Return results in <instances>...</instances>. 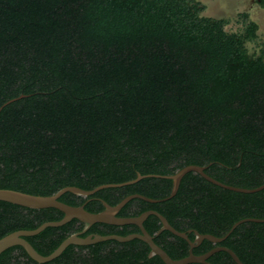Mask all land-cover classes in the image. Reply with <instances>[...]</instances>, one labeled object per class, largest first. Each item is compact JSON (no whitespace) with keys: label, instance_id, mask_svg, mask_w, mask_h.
<instances>
[{"label":"trees","instance_id":"1","mask_svg":"<svg viewBox=\"0 0 264 264\" xmlns=\"http://www.w3.org/2000/svg\"><path fill=\"white\" fill-rule=\"evenodd\" d=\"M205 9L200 0H0V188L53 195L159 175L59 199L100 212L102 201L116 205L131 194L168 197L173 182L162 176L188 165L227 185H263L264 38L248 12L230 30L231 19ZM149 209L178 230L224 236L243 218L264 219V189L234 191L191 171L172 198H133L119 215ZM63 216L0 200V238ZM144 225L155 234L161 222L150 215ZM82 226L73 219L26 239L49 255ZM136 229L95 223L90 232ZM157 242L173 258L186 252V241L168 231ZM223 244L245 264H264V222L241 223ZM148 250L138 239H111L71 244L38 263L17 245L0 264H165ZM210 261L237 264L227 252Z\"/></svg>","mask_w":264,"mask_h":264},{"label":"water","instance_id":"2","mask_svg":"<svg viewBox=\"0 0 264 264\" xmlns=\"http://www.w3.org/2000/svg\"><path fill=\"white\" fill-rule=\"evenodd\" d=\"M204 167L198 166V165H188L181 170H179L177 173L173 175H166L162 176L167 179L172 180V192L171 194L164 198V199H152L149 197H146L141 194H131L122 199L119 203L116 205H111L107 203L106 201H102L104 205V209L100 212H90L85 208V205H79V206H73L69 205L67 203H64L60 201V197L66 193V192H72L77 195L81 196H89L94 194L95 192L104 189V188H109V187H119V186H124V185H130L133 184L140 179L147 177V176H159V175H141L138 174V177L134 180L126 181L123 183H109V184H103L95 189L92 190H85L77 186H67L59 190L57 193L53 195H35V194H30L14 189H6V188H0V200L1 201H6L10 202L13 204L21 205L24 207L28 208H35V209H40V208H56L60 211L63 212L64 216L60 220H55V221H47L43 224H41L39 227L35 229H30V230H17L12 233L7 234L6 236L0 238V254L3 253L5 250H7L10 247L13 246H22L28 255L35 260L38 263H46L49 261L54 260L55 258L59 257L63 251L71 244H78V245H87V244H92V243H97V242H102L106 240H117L120 242H125L133 239L134 237H139L149 243V245L152 248V253L159 255L162 260L166 264H188L191 262H199V263H205V264H211L207 263L206 259L209 257V254L207 255H202V256H195L193 255L192 251L188 257L182 258L175 260L171 258L166 251H164L161 247H159L152 239L150 234L145 230L144 228V221L147 219V217L151 214H154L159 217V219L162 221V230L163 229H168L172 231L174 234L179 235L181 237L187 238L185 234L178 232L175 230L169 223L166 217H164L162 214H160L157 211H146L140 214L139 216L135 217H119L117 214L119 211L125 206V204L130 201L133 198H141L149 202H158L161 200H167L172 198L178 191L180 183L182 178L189 172L195 171L200 173L203 177H205L207 180L213 182L216 185L222 186L224 188L234 190V191H239V192H244V193H253L260 191L264 189V184L256 187V188H241V187H235L231 185L224 184L209 175H207L204 172ZM72 219H78L81 222H83L86 227H90L91 225L95 223H107V224H114V225H124V224H136L138 225L141 230L143 231L142 235H130V236H119V235H101V234H94V235H89L86 238L81 237L78 234H73L67 237L65 240L61 242V244L49 255H42L39 253L33 245L26 239V237L29 236H34L42 232L44 229L47 227H58L62 226L65 223L71 221ZM243 221H258V222H264V219H256V218H247L243 219L236 224H234L233 228L239 224L240 222ZM197 235V242H200L202 239H209L211 241H221L222 238H217L213 235L210 234H200L199 232H195ZM194 246V243H191ZM223 250H226L232 258L236 261L237 264H244L242 261L239 259V257L236 255L234 251H232L229 248H222Z\"/></svg>","mask_w":264,"mask_h":264},{"label":"flooded vegetation","instance_id":"3","mask_svg":"<svg viewBox=\"0 0 264 264\" xmlns=\"http://www.w3.org/2000/svg\"><path fill=\"white\" fill-rule=\"evenodd\" d=\"M162 201V200H161ZM161 201H158V202H161ZM129 202V201H128ZM151 203H156V202H151ZM121 211V210H120ZM120 211H119V213H120ZM146 211H156V210H154V209H149V210H145L144 212H146ZM158 212V211H157ZM119 213L117 214V216H119V217H135V216H120L119 215ZM143 213V212H142ZM141 213V214H142ZM160 213V212H159ZM161 214V213H160ZM140 215V214H139ZM139 215H136V216H139ZM151 215H154V214H151ZM150 216V215H149ZM148 216V217H149ZM156 216V215H155ZM164 216V215H163ZM147 217V218H148ZM158 217V216H157ZM165 217V216H164ZM159 218V217H158ZM243 219H247V218H243ZM243 219H241V220H243ZM256 219H262V218H256ZM73 220V219H72ZM71 220V221H72ZM147 220V219H146ZM145 220V221H146ZM160 220V219H159ZM168 220V219H167ZM241 220H239V221H241ZM144 221V222H145ZM239 221H237V222H239ZM70 222V221H69ZM160 222H161V225H160V227L158 228V230L156 231V233L155 234H152V233H150L149 231H148V229L145 227V225H144V223H143V225H144V228H145V230L150 234V236L152 237V239H153V241L159 246V247H161L164 251H166V253L171 257V258H173L169 253H168V251L163 247V246H161L158 242H157V239H158V237L159 236H161L164 232H166V231H168V232H170V233H172L173 235H175V236H177V237H180V238H182V239H184L185 241H186V248H185V251L186 252H184L183 253V255L181 256V257H179V258H173V259H175V260H178V259H182V258H185V257H188L189 255H190V253H191V251H192V253H193V255H195V256H202V255H207V254H209V257L206 259V262L207 263H211V264H213L211 261H210V258H212L214 255H216V254H218V253H220V252H227L226 250H223L222 248H229V249H231L230 247H228L227 245H225V244H223V242L230 236V234L235 230V228L237 227V226H239L241 223H243V222H245V221H243V222H240L239 224H237L234 228H233V226H234V224H236V223H234L233 225H232V228L229 230V232L227 233V234H225L224 236H216V235H214V234H211V233H201V232H199L197 229H193V228H189V229H187V230H178V229H176L173 225H171V223H170V225L175 229V230H177L178 232H180V233H183V234H185L186 235V237L187 238H184V237H181V236H179V235H176V234H174L172 231H170V230H168V229H163L162 230V226H163V224H162V221L160 220ZM255 222H258V221H255ZM262 222V221H261ZM66 224V223H65ZM105 224H107V223H105ZM114 225V224H113ZM125 225V224H124ZM135 226H136V230H134V231H130V232H128L127 234H125V235H121V234H115V235H119V236H123V237H126V236H130V235H142L143 234V231L141 230V228L138 226V225H136V224H134ZM92 226V225H91ZM91 226L90 227H86V225L83 223V226H82V228L81 229H78V230H75L71 235H73V234H78V235H80L81 237H83V238H86L87 236H89V235H94V234H99V233H96V232H90V228H91ZM122 226V225H121ZM199 232L200 234H210V235H213V236H215V237H217V238H222V240L221 241H211V240H209V239H202L200 242H197V235H196V233L195 232ZM193 234V236L191 237V235ZM108 235H113V234H108ZM69 237V236H68ZM135 239H138V240H141L143 243H145L146 244V246L148 247V258H153V257H155V256H158V257H160L159 255H157V254H154V253H152V248H151V246L149 245V243H147L146 241H144L143 239H141V238H139V237H134L133 239H131V240H129V241H132V240H135ZM114 240V239H113ZM206 240L207 241H209L210 243H211V246L209 247V248H207V249H202L207 243H206ZM129 241H125V242H129ZM120 242V241H119ZM97 243H99V242H97ZM97 243H92V244H87V245H78V244H72V245H77V246H89V245H93V244H97ZM191 243H194V246L191 244ZM232 251H234L233 249H231ZM228 253V252H227ZM237 255V254H236ZM238 256V255H237ZM232 257V256H231ZM239 257V256H238ZM161 258V257H160ZM239 259H240V257H239ZM161 260H162V258H161ZM241 260V259H240ZM163 261V260H162ZM242 261V260H241ZM164 262V261H163ZM236 262V261H235ZM165 263V262H164ZM191 263H199V262H191ZM191 263H188V264H191ZM242 263H244V262H242ZM166 264V263H165ZM201 264H205V263H201ZM245 264V263H244Z\"/></svg>","mask_w":264,"mask_h":264},{"label":"rangeland","instance_id":"4","mask_svg":"<svg viewBox=\"0 0 264 264\" xmlns=\"http://www.w3.org/2000/svg\"><path fill=\"white\" fill-rule=\"evenodd\" d=\"M205 4V15L215 17H225L231 19V23L227 29L237 30L240 28V23L236 21V17L240 12H248L250 17L259 24V34L264 38V7L257 0H200ZM250 49L255 46L252 43L248 44Z\"/></svg>","mask_w":264,"mask_h":264}]
</instances>
